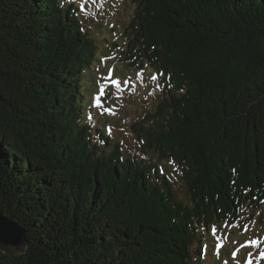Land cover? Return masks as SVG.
Returning a JSON list of instances; mask_svg holds the SVG:
<instances>
[{"label":"trees","instance_id":"1","mask_svg":"<svg viewBox=\"0 0 264 264\" xmlns=\"http://www.w3.org/2000/svg\"><path fill=\"white\" fill-rule=\"evenodd\" d=\"M131 2L115 51L162 99L126 155L90 120L78 5L0 0V210L29 242L0 264H201L212 229L264 217V0Z\"/></svg>","mask_w":264,"mask_h":264},{"label":"rangeland","instance_id":"2","mask_svg":"<svg viewBox=\"0 0 264 264\" xmlns=\"http://www.w3.org/2000/svg\"><path fill=\"white\" fill-rule=\"evenodd\" d=\"M131 1L66 0V4L78 5L84 30L99 47L89 69L91 78L87 79L90 83L85 86L90 98L95 94L90 99V120L97 127L105 125V131L108 133L109 130L113 140L121 142L126 155L136 152L131 125L162 99V86L153 72L149 69L136 73L130 71L115 51V41H124V30L129 26L133 11ZM165 168L177 184L179 199L191 204L178 167L167 164ZM261 219L264 217L253 218L251 210L245 209L240 221L212 229L204 236L207 244L204 245L201 264H264V222ZM23 251L14 249L13 253Z\"/></svg>","mask_w":264,"mask_h":264},{"label":"water","instance_id":"3","mask_svg":"<svg viewBox=\"0 0 264 264\" xmlns=\"http://www.w3.org/2000/svg\"><path fill=\"white\" fill-rule=\"evenodd\" d=\"M28 240L25 230L12 219L4 215L0 210V251L5 255H16L14 249L24 253L28 248Z\"/></svg>","mask_w":264,"mask_h":264},{"label":"bare ground","instance_id":"4","mask_svg":"<svg viewBox=\"0 0 264 264\" xmlns=\"http://www.w3.org/2000/svg\"><path fill=\"white\" fill-rule=\"evenodd\" d=\"M113 49V48H112ZM125 78H126V76H125ZM99 128H102V127H99Z\"/></svg>","mask_w":264,"mask_h":264},{"label":"snow or ice","instance_id":"5","mask_svg":"<svg viewBox=\"0 0 264 264\" xmlns=\"http://www.w3.org/2000/svg\"><path fill=\"white\" fill-rule=\"evenodd\" d=\"M153 79H155V77H153Z\"/></svg>","mask_w":264,"mask_h":264}]
</instances>
